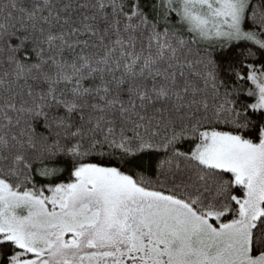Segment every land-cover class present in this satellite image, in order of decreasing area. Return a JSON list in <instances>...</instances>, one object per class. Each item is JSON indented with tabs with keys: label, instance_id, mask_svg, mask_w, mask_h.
I'll use <instances>...</instances> for the list:
<instances>
[{
	"label": "snow or ice",
	"instance_id": "6c2138e0",
	"mask_svg": "<svg viewBox=\"0 0 264 264\" xmlns=\"http://www.w3.org/2000/svg\"><path fill=\"white\" fill-rule=\"evenodd\" d=\"M0 264H264V0H0Z\"/></svg>",
	"mask_w": 264,
	"mask_h": 264
}]
</instances>
